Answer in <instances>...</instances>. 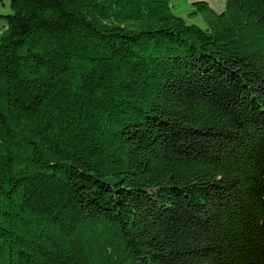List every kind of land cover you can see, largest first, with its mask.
<instances>
[{
	"label": "trees",
	"instance_id": "trees-1",
	"mask_svg": "<svg viewBox=\"0 0 264 264\" xmlns=\"http://www.w3.org/2000/svg\"><path fill=\"white\" fill-rule=\"evenodd\" d=\"M10 7L0 264H264V0Z\"/></svg>",
	"mask_w": 264,
	"mask_h": 264
},
{
	"label": "rangeland",
	"instance_id": "rangeland-1",
	"mask_svg": "<svg viewBox=\"0 0 264 264\" xmlns=\"http://www.w3.org/2000/svg\"><path fill=\"white\" fill-rule=\"evenodd\" d=\"M196 1H207L209 2L213 8L217 12H222L225 6L226 0H189L190 3L196 2ZM11 13V7H10V0H7L5 6H3V3L0 2V36L5 31L7 27V19L5 18L6 15H9ZM188 24H196L199 25L202 28H205V24L201 19H190L187 16H183Z\"/></svg>",
	"mask_w": 264,
	"mask_h": 264
},
{
	"label": "crops",
	"instance_id": "crops-1",
	"mask_svg": "<svg viewBox=\"0 0 264 264\" xmlns=\"http://www.w3.org/2000/svg\"><path fill=\"white\" fill-rule=\"evenodd\" d=\"M1 3H3V6H5L7 0H0Z\"/></svg>",
	"mask_w": 264,
	"mask_h": 264
}]
</instances>
